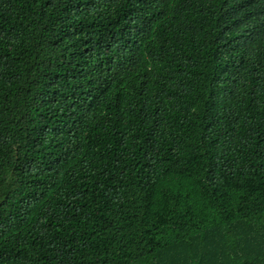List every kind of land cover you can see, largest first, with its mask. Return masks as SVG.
Instances as JSON below:
<instances>
[{"label": "trees", "instance_id": "16d2710c", "mask_svg": "<svg viewBox=\"0 0 264 264\" xmlns=\"http://www.w3.org/2000/svg\"><path fill=\"white\" fill-rule=\"evenodd\" d=\"M0 264H264V0H0Z\"/></svg>", "mask_w": 264, "mask_h": 264}]
</instances>
